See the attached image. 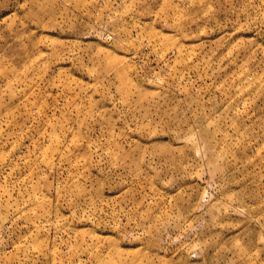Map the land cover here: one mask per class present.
<instances>
[{
    "label": "rangeland",
    "instance_id": "obj_1",
    "mask_svg": "<svg viewBox=\"0 0 264 264\" xmlns=\"http://www.w3.org/2000/svg\"><path fill=\"white\" fill-rule=\"evenodd\" d=\"M0 264H264V0H0Z\"/></svg>",
    "mask_w": 264,
    "mask_h": 264
}]
</instances>
